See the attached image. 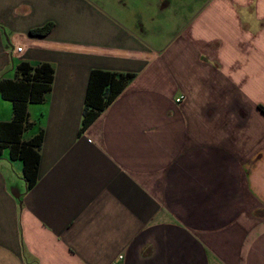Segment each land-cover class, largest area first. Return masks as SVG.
<instances>
[{"label":"crops","instance_id":"obj_1","mask_svg":"<svg viewBox=\"0 0 264 264\" xmlns=\"http://www.w3.org/2000/svg\"><path fill=\"white\" fill-rule=\"evenodd\" d=\"M22 62L54 79L32 188L0 149V264H264V0H0ZM93 70L132 77L82 131Z\"/></svg>","mask_w":264,"mask_h":264},{"label":"trees","instance_id":"obj_2","mask_svg":"<svg viewBox=\"0 0 264 264\" xmlns=\"http://www.w3.org/2000/svg\"><path fill=\"white\" fill-rule=\"evenodd\" d=\"M53 28V23L30 31L32 36H46ZM15 80L0 82V92L14 105V118L9 122H0V149L8 148L12 160L23 162L22 177L27 188H32L37 181L39 167V149L43 142V132L30 140H22V133L28 122L29 103H41L44 94L51 90L54 69L49 63L36 67L22 62L16 69ZM132 75H117L103 70H93L86 93L81 130H86L98 115L108 107L125 89L127 80ZM264 111V107L260 106Z\"/></svg>","mask_w":264,"mask_h":264},{"label":"built area","instance_id":"obj_3","mask_svg":"<svg viewBox=\"0 0 264 264\" xmlns=\"http://www.w3.org/2000/svg\"><path fill=\"white\" fill-rule=\"evenodd\" d=\"M18 51H22V48L19 47V48H18ZM183 99H184V96L181 95V96H179L178 98H176V102H177V103H180Z\"/></svg>","mask_w":264,"mask_h":264}]
</instances>
